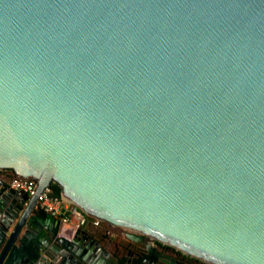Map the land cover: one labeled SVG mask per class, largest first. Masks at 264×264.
<instances>
[{"label":"water","instance_id":"water-1","mask_svg":"<svg viewBox=\"0 0 264 264\" xmlns=\"http://www.w3.org/2000/svg\"><path fill=\"white\" fill-rule=\"evenodd\" d=\"M0 170L36 181L0 178V264L104 250L36 208L51 184L130 238L264 264V0H0Z\"/></svg>","mask_w":264,"mask_h":264},{"label":"flooded vegetation","instance_id":"flooded-vegetation-1","mask_svg":"<svg viewBox=\"0 0 264 264\" xmlns=\"http://www.w3.org/2000/svg\"><path fill=\"white\" fill-rule=\"evenodd\" d=\"M104 224V223H103ZM95 240L104 247L101 252L89 243L90 238L79 235L75 241V256L68 253H59L55 259L60 264H87L85 257L93 259L92 264H101L111 256L115 258L113 264H118V259H123V264H215L204 259L185 253L174 246L160 240L137 234V238H130L126 230L105 225L94 227L88 225L83 228ZM92 256H84L88 252ZM107 252L108 255H105Z\"/></svg>","mask_w":264,"mask_h":264},{"label":"built area","instance_id":"built-area-1","mask_svg":"<svg viewBox=\"0 0 264 264\" xmlns=\"http://www.w3.org/2000/svg\"><path fill=\"white\" fill-rule=\"evenodd\" d=\"M0 178L11 188L22 190L29 196L36 193V181L31 178L15 176L4 180L1 175ZM36 208L57 218L62 232L67 235H71L76 230L83 229L88 225L99 227L103 224L102 221L87 216L76 205L68 202L60 195H53L49 187L37 194Z\"/></svg>","mask_w":264,"mask_h":264},{"label":"trees","instance_id":"trees-1","mask_svg":"<svg viewBox=\"0 0 264 264\" xmlns=\"http://www.w3.org/2000/svg\"><path fill=\"white\" fill-rule=\"evenodd\" d=\"M0 175L4 180L15 177V175L12 173L11 170H0ZM49 188H50L53 195H55V196L60 195V190H59V187L57 186V184H51Z\"/></svg>","mask_w":264,"mask_h":264},{"label":"rangeland","instance_id":"rangeland-1","mask_svg":"<svg viewBox=\"0 0 264 264\" xmlns=\"http://www.w3.org/2000/svg\"><path fill=\"white\" fill-rule=\"evenodd\" d=\"M102 225H105V224H102ZM107 227H110L109 225H106Z\"/></svg>","mask_w":264,"mask_h":264}]
</instances>
